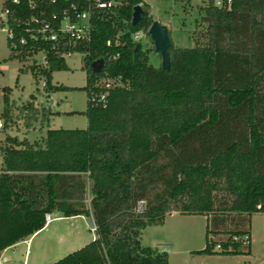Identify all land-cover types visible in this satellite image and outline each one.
I'll use <instances>...</instances> for the list:
<instances>
[{"label": "trees", "instance_id": "obj_1", "mask_svg": "<svg viewBox=\"0 0 264 264\" xmlns=\"http://www.w3.org/2000/svg\"><path fill=\"white\" fill-rule=\"evenodd\" d=\"M30 1L4 3L17 39H29L27 19L61 8V0H34L35 8ZM140 2L127 0L99 12L90 42L80 47L87 94L94 77L105 73L120 76L128 87L111 88L105 107L87 103L84 129L48 128L33 142L5 136L0 252L42 230L46 213L61 212L93 216L96 238L52 264H168V254L142 246L140 234L177 212L210 220L197 254L250 253L246 226L252 214L264 210V0H232L230 8L208 0L201 40L192 47L171 44L169 69L153 66L140 44L134 61L133 33L153 21L145 5L140 21L131 25L133 6ZM7 45L10 59L25 62L32 54L30 40L13 48L7 38ZM47 48V67L22 70L44 77L49 89L65 91L51 84L54 71L67 69L65 59ZM100 58L105 72L97 75L90 65ZM11 94V87L3 88L2 130L14 119ZM16 108L27 127L54 113L31 100ZM88 182L90 207L84 203ZM139 200L146 202L141 212ZM216 235L227 237L209 238Z\"/></svg>", "mask_w": 264, "mask_h": 264}, {"label": "rangeland", "instance_id": "obj_2", "mask_svg": "<svg viewBox=\"0 0 264 264\" xmlns=\"http://www.w3.org/2000/svg\"><path fill=\"white\" fill-rule=\"evenodd\" d=\"M5 1L0 0V17L5 16L3 11ZM145 2L151 18L159 21L168 29L171 43L174 46L192 47L198 37L201 40L200 35L206 29V23L202 21L205 17L203 7L207 5L208 0H145ZM5 27L6 25L3 29L0 28V123L4 121L1 117L3 88H12L10 99L14 101L15 107L12 110L14 119L10 128L2 130L0 127V163L2 160L1 146L6 144L4 141L6 135L17 136L18 139L27 137L33 141L42 137L41 135L45 134L48 128L84 129L87 127V118L83 113L87 109V93L83 89L86 85V73L81 52H74L65 58L66 70L52 73V85L57 87L62 85L68 88L65 91L50 89L58 103L52 110H47L54 113L44 122L32 121L29 127L26 126L16 106L27 104L31 100L32 106L41 105L44 108L45 102H41L43 77L34 78L30 69L22 70L24 66L32 65L33 60L29 57L25 62L9 58L10 49L7 45ZM138 31L143 33L144 30L139 29ZM139 43L141 45L145 43L146 46L141 48L142 50L148 49L150 63L155 67L161 65V56L154 50L150 37H141ZM37 60L41 61L42 57L37 56ZM90 186L91 183L88 182L84 200L86 207H90ZM61 215H63L61 212L52 213V217ZM92 217L91 215L83 219L63 217L67 220L54 221L46 230H40L41 233L35 237L32 244L30 243L31 261L52 264L92 240L93 236L96 238V232L89 230ZM208 222L210 220L207 219V215L202 214H167L163 224L147 225L141 230L140 243L144 247H151L160 252L165 251L168 254V264H264V211L252 214L246 226L251 233L250 253L197 254L196 251L205 246V230ZM233 226L234 224H231V227ZM66 231L86 238L88 241L78 247L70 243L57 245L55 233L64 234ZM226 237V235H216L215 239L221 241ZM25 248L26 244H21L17 250L23 255ZM42 251L44 253L40 258Z\"/></svg>", "mask_w": 264, "mask_h": 264}, {"label": "built area", "instance_id": "obj_3", "mask_svg": "<svg viewBox=\"0 0 264 264\" xmlns=\"http://www.w3.org/2000/svg\"><path fill=\"white\" fill-rule=\"evenodd\" d=\"M126 1L127 0H61V8L58 13L55 12L50 15L42 14L41 17L34 16L24 22V31L28 33L29 39H26L24 35H20L19 39H17L15 32L7 23L8 8L4 10L5 16L0 17V23L6 25L7 38L10 39L13 48H16L18 44L25 45L27 44V40H30V48L27 51L32 52V54L28 56L33 60L31 64H34L36 67H47L48 46L63 59L74 52H81L84 56L85 52L80 47L86 45L91 40L93 32L92 24L95 16L98 17L99 15L97 16V14L99 12H111L113 9L123 5ZM12 2L19 3V0H12ZM57 2L58 0H51V3ZM231 2L232 0H213V4L219 8H230ZM144 3H146L145 0H141L139 3L142 8L146 5ZM29 5L31 8H35L36 2L31 0ZM148 28L143 29V33L139 31L133 33V38L138 44H140L139 40L141 37H149ZM41 44L46 45H42L41 47ZM106 44L110 45V41H107ZM145 46V43L141 45L142 48ZM37 56L42 57V60L38 61ZM118 56V53L116 55H110L108 59H115ZM104 72L105 70L103 69L100 73L95 74L98 75ZM114 87H128V85L120 76L110 77L105 73L104 75L94 77L89 85L87 103L95 107H105L108 103L109 91ZM41 91L43 96L41 102H45L44 108L52 110L58 102L54 99L52 94L53 91L48 88L44 77ZM34 107L43 108L41 105H36ZM0 127L2 128V123H0ZM145 204V200L137 201L136 211L141 212ZM257 207L261 208V205ZM53 219L52 213H46L45 225H48ZM89 230L92 232H96L97 230L93 217L92 225L89 227ZM209 238L216 240L215 236H210ZM243 240L246 243L248 237L245 235ZM216 248L218 250L221 249L220 243L216 245L215 249Z\"/></svg>", "mask_w": 264, "mask_h": 264}, {"label": "crops", "instance_id": "obj_4", "mask_svg": "<svg viewBox=\"0 0 264 264\" xmlns=\"http://www.w3.org/2000/svg\"><path fill=\"white\" fill-rule=\"evenodd\" d=\"M46 133V132H45ZM45 134L41 135L42 137L44 136ZM29 142H33V141H36L40 138H36L35 140L31 141L29 140L27 137H25ZM1 164V163H0ZM173 213H177V212H172L170 214H173ZM167 216V215H166ZM166 216H165V219H166ZM63 215L61 216H56L54 217V219L48 224V225H45L43 230H46L50 224L54 221H59V220H67V219H77V218H80V219H83L84 217L86 216H82V215H79V216H72V217H67V219H64ZM165 219H164V222H165ZM207 219H208V216H207ZM163 222V223H164ZM42 230V231H43ZM41 233V231L39 232H36L35 234H33L30 238L26 239V240H23V241H20L12 246H9L7 248H5L3 251L0 252V262L1 264H42L41 262H37V261H31L30 259V250H31V245L30 243L32 244L33 240L35 239V237L37 235H39ZM55 236H56V244H67V243H70V245H76V247L84 244L85 242L88 241V239L86 238H83V237H79L78 235L76 234H73V233H69V232H65L64 234L61 233V232H56L55 233ZM74 239V242H72V240ZM91 239H94V236L91 238ZM91 241V240H90ZM88 243V242H87ZM21 244H26V248H25V252L23 255H21L19 253V251L17 250V247ZM85 245V244H84ZM83 246V245H82ZM81 246V247H82ZM30 247V249H29ZM71 247V246H69ZM80 248V247H79ZM78 249V248H77ZM43 250V248L41 249ZM43 251L41 252V256L40 258H42L43 256ZM22 256V257H21Z\"/></svg>", "mask_w": 264, "mask_h": 264}, {"label": "water", "instance_id": "obj_5", "mask_svg": "<svg viewBox=\"0 0 264 264\" xmlns=\"http://www.w3.org/2000/svg\"><path fill=\"white\" fill-rule=\"evenodd\" d=\"M143 8L140 4L133 6L131 25L135 26L141 19ZM148 34L153 42L155 51H157L161 56V67L162 69H169L170 67V57L168 48L171 46V40L169 36L168 29L162 25L159 21L153 20L148 28ZM139 44L135 45L134 48V61H138L137 49ZM91 70L94 73H100L104 69V59H96L90 65Z\"/></svg>", "mask_w": 264, "mask_h": 264}]
</instances>
